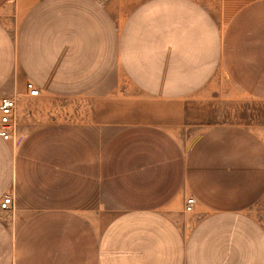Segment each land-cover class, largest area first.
I'll use <instances>...</instances> for the list:
<instances>
[{"label":"crops","instance_id":"1","mask_svg":"<svg viewBox=\"0 0 264 264\" xmlns=\"http://www.w3.org/2000/svg\"><path fill=\"white\" fill-rule=\"evenodd\" d=\"M136 68L162 96L136 98ZM180 74L225 76L228 103L205 109L230 116L198 129L180 108L167 122ZM11 96L0 264H264V0H0V97ZM78 97L89 103L73 122L50 106Z\"/></svg>","mask_w":264,"mask_h":264},{"label":"rangeland","instance_id":"2","mask_svg":"<svg viewBox=\"0 0 264 264\" xmlns=\"http://www.w3.org/2000/svg\"><path fill=\"white\" fill-rule=\"evenodd\" d=\"M208 2V1H207ZM211 9L214 8L216 11L219 8L218 3L212 4L209 2L208 5ZM219 23L218 20H215V24ZM168 74H170V69H165ZM174 71V69H171ZM138 69L136 68L135 73V83H136V98L139 97V87L142 91V88L144 87L147 92L148 89H151V95L152 96H158L159 92L161 93V96L163 95V85H149L147 83H142L139 79V73H137ZM217 82L209 85H200L197 83H190L188 80L190 77L185 76V74L177 75L176 78L178 79H185L181 83H168L166 85V96L165 100L161 102V106L166 108V118L167 122H174V114L179 113L180 108L183 112V120L184 122L191 123L190 119L193 118V124H196L198 129H205L208 126H211L213 124H218L223 122V117L228 118L229 110L228 108H222L223 106L220 105L221 108H218V111L215 112V115H207L206 107L207 105H211L214 103H228V99L226 97H223L224 93L229 94L230 91H232V87L230 86L229 82L227 81L226 77L222 74L218 76ZM126 81V80H125ZM131 81V80H130ZM123 88L126 89V84H122ZM130 86V84H129ZM161 86V89L159 88ZM138 87V88H137ZM14 97V96H11ZM225 100H222V99ZM86 103H89L88 99L85 97H78L73 99H59L54 100L50 103V106H55L57 108H68L70 110V113L72 116H70V119H67L71 122L76 120V116H78V109H80L81 106H84ZM151 110H154L153 107L150 108ZM199 113V114H198ZM29 113L27 117H29V120L32 121V116ZM26 117L23 115V113L20 111L17 115V124L21 123ZM178 119V118H177ZM28 120V118H27ZM34 122H38V118L36 120H33ZM32 121V122H33ZM30 127H28L29 129ZM14 131V129H13ZM17 138H22L28 131L26 128H22V126L17 127ZM192 221H189V225L191 226ZM189 229V228H188Z\"/></svg>","mask_w":264,"mask_h":264},{"label":"built area","instance_id":"3","mask_svg":"<svg viewBox=\"0 0 264 264\" xmlns=\"http://www.w3.org/2000/svg\"><path fill=\"white\" fill-rule=\"evenodd\" d=\"M26 90L31 97H38L40 94L39 88L33 83L28 82ZM17 108V100L15 97H0V137L8 141L11 138L13 130V117ZM196 200L194 197L186 199V211L191 212L194 209ZM13 207V197L10 194L4 196L0 208L4 211H9Z\"/></svg>","mask_w":264,"mask_h":264}]
</instances>
